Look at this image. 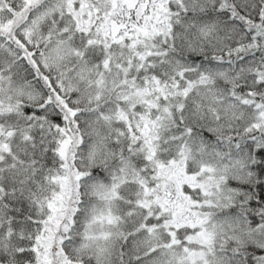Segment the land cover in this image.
Returning a JSON list of instances; mask_svg holds the SVG:
<instances>
[{"label": "snow or ice", "instance_id": "snow-or-ice-1", "mask_svg": "<svg viewBox=\"0 0 264 264\" xmlns=\"http://www.w3.org/2000/svg\"><path fill=\"white\" fill-rule=\"evenodd\" d=\"M0 264H264V0H0Z\"/></svg>", "mask_w": 264, "mask_h": 264}]
</instances>
